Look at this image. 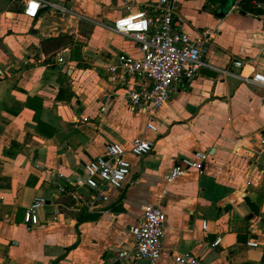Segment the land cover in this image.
I'll return each mask as SVG.
<instances>
[{
	"label": "crops",
	"instance_id": "0c3cea01",
	"mask_svg": "<svg viewBox=\"0 0 264 264\" xmlns=\"http://www.w3.org/2000/svg\"><path fill=\"white\" fill-rule=\"evenodd\" d=\"M48 1L69 14L41 9L31 18L22 0H0V264H110L116 250L133 247L130 228L147 206L166 215L158 264H175L186 253L204 264H264V88L198 74L177 82L150 120L129 109L125 84L111 83L107 70L141 57L135 41L112 31L114 22L129 13V4L143 9L157 0ZM176 4L179 32L193 41L211 34L207 64L264 76L263 16L237 2L223 18L217 13L224 8L205 0ZM81 22L93 27L85 36ZM59 35H72L75 49L47 59L41 42ZM236 60L246 67L234 68ZM139 136L154 150L131 158L123 190H110L99 219L83 222L96 213L84 204L94 192L75 186L85 165L107 144L128 147ZM194 152L208 154L204 174L167 184L164 175ZM38 197L47 205L40 224L27 229L24 212ZM217 237L222 242L214 248Z\"/></svg>",
	"mask_w": 264,
	"mask_h": 264
},
{
	"label": "built area",
	"instance_id": "2783aa9c",
	"mask_svg": "<svg viewBox=\"0 0 264 264\" xmlns=\"http://www.w3.org/2000/svg\"><path fill=\"white\" fill-rule=\"evenodd\" d=\"M24 13L34 18L41 9H49L55 14L66 16L69 10L62 4L48 0H22ZM35 5V7H33ZM129 13L117 19L112 31L135 41L140 52V59H122L119 65L108 68V79L113 84H125L129 109L132 112L146 114L151 120L154 114L163 108L173 95V87L179 81H191L200 69L207 68L225 77H234L242 83L263 87L264 76L254 74L244 76L232 69H218L207 64L203 56L210 41V33H201L200 41H193L189 36L177 30L176 0H157L143 9H134L129 4ZM59 63L63 62L60 58ZM232 66L244 69L245 62L236 60ZM147 129L156 131L152 123ZM155 144L139 136L128 147L118 143L105 146V153L85 165V174L76 180L75 186L93 191L91 198H84L88 212L103 213V205L110 202V190H123L131 175V158H143L154 150ZM208 154L194 152L183 157L164 175V181L172 184L187 174L202 176ZM47 205L44 197L36 198L26 208L23 223L27 229L40 224L39 212ZM58 214L53 213V216ZM166 215L158 206H147L138 222L130 228L134 245L128 250H116L110 264H132L145 260L149 264H158L165 239ZM202 232L207 231L205 221L201 223ZM222 242L221 237L213 242L214 248ZM250 248H257L256 242H248ZM175 264H204L198 257L181 254L175 258Z\"/></svg>",
	"mask_w": 264,
	"mask_h": 264
},
{
	"label": "trees",
	"instance_id": "16d2710c",
	"mask_svg": "<svg viewBox=\"0 0 264 264\" xmlns=\"http://www.w3.org/2000/svg\"><path fill=\"white\" fill-rule=\"evenodd\" d=\"M206 5L211 3L212 5L218 6V8H225L230 1L237 2L239 7L255 16L264 17V0H205ZM76 44L74 37L72 35H59L55 38H48L41 42V49L44 56L48 59L55 56L57 53L66 49L68 47L73 48ZM75 48H73L74 50ZM68 95L67 98H70L71 94L66 90ZM114 211L120 213L122 211L121 204H117L114 208Z\"/></svg>",
	"mask_w": 264,
	"mask_h": 264
},
{
	"label": "water",
	"instance_id": "95a60500",
	"mask_svg": "<svg viewBox=\"0 0 264 264\" xmlns=\"http://www.w3.org/2000/svg\"><path fill=\"white\" fill-rule=\"evenodd\" d=\"M233 4H234V1H230L224 9H221L217 13V15L220 18H223L225 13H227L230 10V8H232ZM92 29H93L92 25L86 22H81L78 25V32L81 36H85L86 34H89L92 31ZM49 63H50V60H47L46 65H48ZM199 74L201 76H204L212 80H216L218 78V73L216 71L207 69V68L200 69ZM100 215L101 214H97V213H88L83 216L82 221L83 222L96 221L97 219H99Z\"/></svg>",
	"mask_w": 264,
	"mask_h": 264
},
{
	"label": "snow or ice",
	"instance_id": "6c2138e0",
	"mask_svg": "<svg viewBox=\"0 0 264 264\" xmlns=\"http://www.w3.org/2000/svg\"><path fill=\"white\" fill-rule=\"evenodd\" d=\"M33 7H35V5H33Z\"/></svg>",
	"mask_w": 264,
	"mask_h": 264
}]
</instances>
